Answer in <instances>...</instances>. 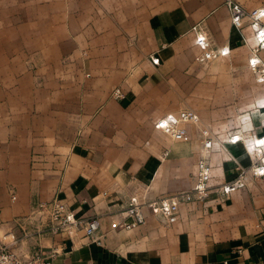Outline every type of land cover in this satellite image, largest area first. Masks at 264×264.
Instances as JSON below:
<instances>
[{
	"label": "crops",
	"instance_id": "0c3cea01",
	"mask_svg": "<svg viewBox=\"0 0 264 264\" xmlns=\"http://www.w3.org/2000/svg\"><path fill=\"white\" fill-rule=\"evenodd\" d=\"M195 26L230 53L199 61ZM254 42L248 23L233 25L225 0H0L4 234L21 236L17 219L60 196L101 227L94 240L82 230L34 238L47 256L57 250L56 264H264V177L224 201L212 194L182 204L171 225L147 212L131 230L111 227L122 220L112 212L131 195L196 184L198 127L173 140L154 126L167 113L192 109L210 128L211 185L251 164L247 146L230 136L264 142V82L249 63ZM258 57L264 61V49ZM35 250L26 239L16 245L20 254Z\"/></svg>",
	"mask_w": 264,
	"mask_h": 264
},
{
	"label": "built area",
	"instance_id": "2783aa9c",
	"mask_svg": "<svg viewBox=\"0 0 264 264\" xmlns=\"http://www.w3.org/2000/svg\"><path fill=\"white\" fill-rule=\"evenodd\" d=\"M225 4L230 10L231 20L236 28L243 29L246 23L251 26L255 42L251 46L254 55L250 58L249 63L257 74V80L264 82V61L258 57L259 52L264 49V7L249 10L237 0H225ZM199 30L196 26L194 27L196 42L202 51L198 57L199 61L208 63L230 53L229 47L215 48L209 36L201 28ZM151 59L155 64L160 62L159 57L153 56ZM114 96L122 98L124 94L121 89L117 88L114 91ZM189 124H195L198 127L202 150V156L197 163L195 186L190 190H182L155 198H149L146 193L131 195L124 205L112 212L113 215H119L122 218V220L112 222L113 229L131 230L145 224L148 218L147 212L160 218L167 225L174 224L179 219L182 204L205 201L212 194L224 201L234 192L247 187L251 178L264 177V142L250 144L248 140L252 135L239 132L230 136V142H242L247 146L251 153V164L248 166L237 164L235 177L232 180L211 185L212 169L207 154L215 147L216 142L210 128L202 123L199 114L192 109L170 112L158 118L154 126L173 140L186 141L189 139ZM168 154L169 151L165 150L163 156ZM107 194L108 192L104 193L106 196ZM17 225L22 231L21 236L11 232L3 239L0 238V264H56L54 256L58 253L57 250L47 256L43 247L33 242L34 238L41 239L48 234L68 233L73 235L82 230L87 237L94 240L101 227V221L98 216L87 217L79 214L71 207L69 201L56 196L51 201H41L33 205L27 215L17 219ZM8 237L10 238L6 241ZM25 239L37 250L24 254L18 253L14 247Z\"/></svg>",
	"mask_w": 264,
	"mask_h": 264
},
{
	"label": "rangeland",
	"instance_id": "374dc122",
	"mask_svg": "<svg viewBox=\"0 0 264 264\" xmlns=\"http://www.w3.org/2000/svg\"><path fill=\"white\" fill-rule=\"evenodd\" d=\"M262 7H263V6H262ZM0 223H2V222H0ZM11 232H15V233H16V231H14V230H10V231H8L7 233L4 234V229L1 227V228H0V238L3 239L5 236L9 235ZM16 234H17V233H16ZM17 235H18V234H17ZM9 238H10V237H8V238L6 239V241H8ZM0 244H1V241H0ZM14 249L16 250V246L14 247Z\"/></svg>",
	"mask_w": 264,
	"mask_h": 264
}]
</instances>
